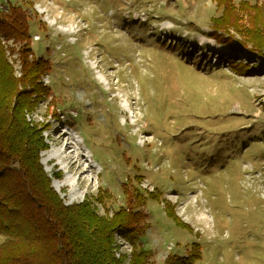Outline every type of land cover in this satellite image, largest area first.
Segmentation results:
<instances>
[{"label": "rangeland", "instance_id": "1", "mask_svg": "<svg viewBox=\"0 0 264 264\" xmlns=\"http://www.w3.org/2000/svg\"><path fill=\"white\" fill-rule=\"evenodd\" d=\"M241 1L264 6L233 3ZM9 6L26 13L32 57L50 62L41 77L49 96L30 119L41 125L40 163L62 202L89 199L110 215L125 204L122 185L157 190L137 242L152 251L149 264L186 256L192 243L201 247L196 264H264V201L244 174L264 158V73L229 69L235 55L209 36L214 0H0V14ZM9 60L19 77L17 53ZM73 131L81 144L71 155L83 151L92 167L82 176L63 153L64 170L46 160ZM67 176L75 183L56 190ZM165 202L192 232L166 217ZM115 240L114 256L128 264L131 247Z\"/></svg>", "mask_w": 264, "mask_h": 264}, {"label": "trees", "instance_id": "2", "mask_svg": "<svg viewBox=\"0 0 264 264\" xmlns=\"http://www.w3.org/2000/svg\"><path fill=\"white\" fill-rule=\"evenodd\" d=\"M214 2L219 15L210 20L209 36L227 45L235 57L241 53L254 62L249 66L230 56L229 69L238 76L264 73V6ZM30 39L25 11L9 6L7 14H0V235L5 239L0 264H125L123 257L117 259L113 253L116 236L131 246L128 264H149L152 251L137 242L146 231L143 208L148 200L160 202L159 191L141 192L124 184V206L100 216L89 199L67 206L52 188L40 163V153L47 150L41 125L30 119L49 96L41 77L51 67L48 60L32 57ZM14 53L20 63L19 77L9 60ZM52 116L59 119L56 113ZM99 199L100 194L96 200L104 205ZM164 211L192 232L177 219L170 203H164ZM200 258V245L192 243L186 256L169 255L164 264H196Z\"/></svg>", "mask_w": 264, "mask_h": 264}, {"label": "bare ground", "instance_id": "3", "mask_svg": "<svg viewBox=\"0 0 264 264\" xmlns=\"http://www.w3.org/2000/svg\"><path fill=\"white\" fill-rule=\"evenodd\" d=\"M61 138H63V139L67 138L66 142H63L62 145H58V147H56V148H52L49 151V153L46 157V160L55 161V166H60L61 170H64L66 168V166L63 164L64 161L62 160V153H63L64 158H66V157L68 158V160L72 164L71 165L72 167L74 166V168H77V169L81 168V166L84 167L83 171H81L79 173V176H82L84 173L89 172V170H91L92 167H91V165L88 164V161H89L88 156H86L83 153V151L79 152V154H76L73 156L71 155L74 152L76 153L78 151V147H77L78 143L76 141H74L73 139L69 142L70 138L66 132L61 134ZM70 148H73V151H71ZM66 183L73 185L75 182L70 176H67L66 179L64 180V182L55 184L54 188L56 190H60L61 187L63 185H65ZM71 192L75 193V191L73 192V190ZM74 196H75L74 198H76V195H74Z\"/></svg>", "mask_w": 264, "mask_h": 264}, {"label": "built area", "instance_id": "4", "mask_svg": "<svg viewBox=\"0 0 264 264\" xmlns=\"http://www.w3.org/2000/svg\"><path fill=\"white\" fill-rule=\"evenodd\" d=\"M260 171L259 172H252V168L249 166H245L244 174L246 178V186H256L259 190L258 195L264 201V158L260 161ZM117 245V244H116ZM119 245L123 246L126 245L129 248L131 247L127 243L120 242ZM115 257H119V254L115 253Z\"/></svg>", "mask_w": 264, "mask_h": 264}]
</instances>
